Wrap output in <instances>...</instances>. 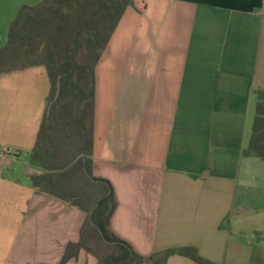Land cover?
<instances>
[{"label":"crops","instance_id":"1","mask_svg":"<svg viewBox=\"0 0 264 264\" xmlns=\"http://www.w3.org/2000/svg\"><path fill=\"white\" fill-rule=\"evenodd\" d=\"M41 2L0 0V49L19 10ZM49 84L42 65L0 75V144L33 149ZM258 89L264 0H135L96 68L93 173L113 185L117 236L144 256L194 246L217 264H264L252 250L264 230L242 226L250 189L264 188V160L242 153ZM35 171L29 155L0 166V264H59L80 240L85 212L39 192ZM66 264L97 259L81 250Z\"/></svg>","mask_w":264,"mask_h":264},{"label":"trees","instance_id":"2","mask_svg":"<svg viewBox=\"0 0 264 264\" xmlns=\"http://www.w3.org/2000/svg\"><path fill=\"white\" fill-rule=\"evenodd\" d=\"M135 0H43L23 6L0 49V75L45 66L50 80L48 105L30 164L34 187L84 211L77 243H69L59 264L81 250L97 264H166L175 254L198 264H217L194 246L144 256L111 229L117 207L112 183L93 173L96 68L127 9ZM59 92V95L57 96ZM255 118L245 157L264 160V89L255 91ZM259 235H263L262 232Z\"/></svg>","mask_w":264,"mask_h":264},{"label":"rangeland","instance_id":"3","mask_svg":"<svg viewBox=\"0 0 264 264\" xmlns=\"http://www.w3.org/2000/svg\"><path fill=\"white\" fill-rule=\"evenodd\" d=\"M122 23V20L120 24ZM119 24V25H120ZM119 27V26H118ZM124 31V26L122 29L119 31L118 35L116 36L115 40L112 43L111 49L115 50L117 49V44L120 43V38L119 36L123 33ZM119 38V39H118ZM119 42V43H118ZM44 68V67H42ZM105 94H107V91H104ZM50 94V84L47 90V95L45 98V103L48 105V97ZM46 109V108H45ZM43 116L41 121L43 120ZM5 147V148H4ZM4 148V149H3ZM3 150H9L10 153H7L6 151L4 152ZM32 151V150H31ZM30 152L28 150H25L23 148H16L12 144L4 145L0 144V166H7V167H16L18 165V162L20 163L22 159H25L28 157L30 158ZM6 157H9L10 159L7 161V163L4 162L3 159ZM2 161V162H1ZM250 204L244 207V221L242 222V226L244 229L248 230L252 226L258 227L262 230H264V188L261 186V183L258 182L255 184L254 187L250 189ZM264 234V231L262 232ZM252 236V237H251ZM256 235L251 234L249 235L251 241H255L256 239L254 238ZM246 239V238H245ZM256 254H259L260 256L264 257V248H256L252 249Z\"/></svg>","mask_w":264,"mask_h":264},{"label":"built area","instance_id":"4","mask_svg":"<svg viewBox=\"0 0 264 264\" xmlns=\"http://www.w3.org/2000/svg\"><path fill=\"white\" fill-rule=\"evenodd\" d=\"M5 151H6L7 153H10V151H9V150H4V152H5Z\"/></svg>","mask_w":264,"mask_h":264},{"label":"water","instance_id":"5","mask_svg":"<svg viewBox=\"0 0 264 264\" xmlns=\"http://www.w3.org/2000/svg\"><path fill=\"white\" fill-rule=\"evenodd\" d=\"M59 95V92H58V94H57V96Z\"/></svg>","mask_w":264,"mask_h":264}]
</instances>
